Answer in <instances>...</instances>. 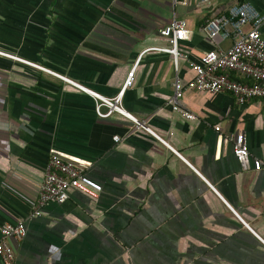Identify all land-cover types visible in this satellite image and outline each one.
Returning a JSON list of instances; mask_svg holds the SVG:
<instances>
[{"label":"crops","instance_id":"crops-1","mask_svg":"<svg viewBox=\"0 0 264 264\" xmlns=\"http://www.w3.org/2000/svg\"><path fill=\"white\" fill-rule=\"evenodd\" d=\"M245 2L264 12V0H0L1 51L108 98L135 68L123 106L155 133L99 117L89 93L0 55V240L8 223L27 227L8 239L13 264H264V98L239 105L188 90L194 120L170 104L176 77L189 82L192 63L234 43L205 26ZM175 18L187 23L178 67L162 49ZM232 133L247 135L248 169ZM53 152L86 166L102 191L71 188L33 216Z\"/></svg>","mask_w":264,"mask_h":264},{"label":"built area","instance_id":"built-area-1","mask_svg":"<svg viewBox=\"0 0 264 264\" xmlns=\"http://www.w3.org/2000/svg\"><path fill=\"white\" fill-rule=\"evenodd\" d=\"M263 24L264 12H260L247 2L233 6L227 13L209 21L204 29L212 40L217 42L232 37L234 43L225 51L209 50L203 54L199 62L192 63L196 76L189 82L184 83L179 77H176L173 83L174 95L170 100L174 111L183 114L190 120L196 118L195 114L182 105V97L188 90L214 94L229 93L239 105L264 98V36L261 31ZM186 25L185 20L175 18L161 30L162 34L170 39V46L162 49L174 55L177 67L180 42L186 37ZM0 55L49 72L89 93L96 100V111L99 117L109 118L113 114L119 113L133 120L138 127L145 128L155 134L143 122L128 113L123 106L125 88L133 85L135 68L129 73L125 88L116 97L108 98L34 62L1 50ZM230 72L241 74L248 81L235 80L230 77ZM216 130L221 131V127L216 126ZM228 139L233 143L234 154L243 167L250 168L252 156L247 135L232 133ZM115 140L119 142L120 137H116ZM253 166L256 170H261L263 163L260 159H254ZM71 188L93 196H97L102 191L101 183L88 174L86 166L66 160L59 153L53 152L47 165L33 216H41L43 208L49 203L63 204L68 201ZM26 235L25 221L17 224L8 223L3 226L0 259L6 264H13L15 253L8 239L21 240Z\"/></svg>","mask_w":264,"mask_h":264},{"label":"trees","instance_id":"trees-1","mask_svg":"<svg viewBox=\"0 0 264 264\" xmlns=\"http://www.w3.org/2000/svg\"><path fill=\"white\" fill-rule=\"evenodd\" d=\"M229 75H230V77H232L235 80H239V81H243V82H247L248 81L243 75L238 74L236 72H230Z\"/></svg>","mask_w":264,"mask_h":264}]
</instances>
